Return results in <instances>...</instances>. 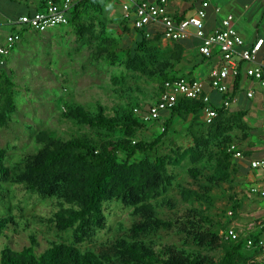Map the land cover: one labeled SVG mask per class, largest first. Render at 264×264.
Instances as JSON below:
<instances>
[{
    "label": "trees",
    "instance_id": "1",
    "mask_svg": "<svg viewBox=\"0 0 264 264\" xmlns=\"http://www.w3.org/2000/svg\"><path fill=\"white\" fill-rule=\"evenodd\" d=\"M98 3L99 0L82 1L72 9L68 24L79 41L95 36L93 24L98 20L90 19V12L101 6ZM99 25L102 27L104 23ZM147 30L155 35V42L161 40L162 34L155 32L153 27L149 26ZM137 32L139 38L135 41L134 52L126 51L122 61L126 70L159 80L158 93L166 81L191 80L171 72L173 64L179 61V53L158 61L149 47L151 40L143 32ZM101 42L103 47H97L91 58L99 61L105 55L110 65H114L116 42L109 39ZM147 59L154 61L155 65L149 67ZM7 62L8 59L6 65ZM11 75V71L4 72L0 67V127H5L16 112V86ZM228 100H231L230 96ZM140 105L144 104L137 103L124 115L116 113L113 116H108L106 109L99 105L94 110L82 105L65 107L64 119L94 130L96 136L78 135L61 140L40 133L36 141L41 148L28 156L23 171L11 178L4 163L6 150L0 148V186L11 180L13 184L25 186L33 195L56 200L59 207L47 224L59 233L71 234L70 244L46 240V248L38 251L37 236L29 233L28 245L14 250L6 241L17 233L19 225L11 216H0V242L4 241L0 244V264H264V260H258L263 252L257 246L259 234L239 235L234 241L226 240L223 233L230 227L229 222L216 223L192 208L168 219L159 214V209H176L171 199H160L171 188L178 189L181 201L190 204L207 202L213 188L231 184L234 165L227 149L235 141L233 131L240 119L223 107L210 103L218 114L210 124H204L200 114L207 105L179 98L175 107L163 115V131L151 142L136 141L138 130L149 124L133 113V109ZM176 119L186 124L185 134L191 144L185 148L170 146L168 152L161 153L160 148L166 144ZM117 130L123 133L122 137L111 136ZM118 154L124 155L125 159L119 160ZM137 155L142 159L136 160ZM186 163L190 165L187 174L192 180V185L187 188L176 181L175 173ZM114 200L131 209L132 217L138 218L133 221L129 236L102 244L98 252H82L79 246L105 228L104 206ZM240 208V201H233L230 220ZM160 230H173L197 247L215 250L219 254L212 257L184 248L155 246L138 239ZM248 240L252 241V247H247Z\"/></svg>",
    "mask_w": 264,
    "mask_h": 264
},
{
    "label": "rangeland",
    "instance_id": "2",
    "mask_svg": "<svg viewBox=\"0 0 264 264\" xmlns=\"http://www.w3.org/2000/svg\"><path fill=\"white\" fill-rule=\"evenodd\" d=\"M27 1V8L33 11L39 0ZM1 3V1H0ZM22 3L21 5H25ZM22 8H18L20 11ZM105 22L100 27L95 26V36L79 41L71 26L66 25L44 33L23 32L21 40L8 57L6 72H12L11 80L15 84L14 99L16 112L10 117L5 127H0V148L6 150L5 165L10 171V178L23 171L28 156L34 155L41 145L36 141L40 133L55 139L65 140L73 136L88 135L92 138L96 132L88 127H79L63 118L64 108L69 105H82L88 110H94L97 105L106 109L108 116L118 113L124 115L130 108L139 103L149 105L159 92L160 81L141 76L124 68L122 61L126 51L134 52L135 43L130 35L120 32ZM116 42V61L110 65L106 56L101 60L91 58L96 48H102V40ZM153 55L158 61L167 57L165 50L153 47ZM149 67L154 61L146 60ZM168 118V116H165ZM165 122L150 123L138 130L136 141L151 142L161 132ZM186 124L176 119L169 131L166 144L160 148L161 153L168 152L170 146L188 147L191 140L185 134ZM120 138V130L111 134ZM118 159L125 156L118 154ZM136 160L142 159L137 155ZM188 163L175 170L177 182L184 187L192 185L188 177ZM237 185L225 184L213 188L207 202L190 204L183 203L178 196V189L171 188L160 199H171L176 209L168 211L159 209L164 219L173 215H181L185 209H195L202 216L216 223H231L233 219L227 216L233 201L241 198ZM59 204L54 199L40 198L29 193L25 186L16 185L9 180L0 186V216H11L19 225L17 233L12 234L6 243L14 250H20L28 245L29 233H34L39 241L38 251L46 248V240L71 243L70 232L59 233L47 224ZM106 226L98 231L83 245L82 252L91 250L98 252L104 243H111L118 238H127L134 218L131 209L119 201L106 203L104 206ZM240 236L245 234L238 232ZM139 240H146L156 245L162 244L187 250L201 252L212 257L218 256V251L199 248L184 235L173 230H160ZM1 241L0 244H3ZM264 260V251L260 255Z\"/></svg>",
    "mask_w": 264,
    "mask_h": 264
},
{
    "label": "crops",
    "instance_id": "3",
    "mask_svg": "<svg viewBox=\"0 0 264 264\" xmlns=\"http://www.w3.org/2000/svg\"><path fill=\"white\" fill-rule=\"evenodd\" d=\"M0 1L1 44L7 35L16 31V29H12L4 23L6 17L16 19L33 13L35 10H40L41 4L44 5L47 2L60 3L62 0H39L33 11H29L27 4H25L27 1L24 0ZM136 1L157 2V0ZM200 1L168 0L166 10L169 16L174 19L177 18L178 21L193 15ZM22 3L25 5H21ZM98 4L101 6L90 12V19L98 20V24L112 22L110 24H113L114 29L120 32L124 31L126 35L132 37L135 43L139 38V34L132 27L134 6H129V15H127L118 0H99ZM211 5L218 6L220 13L216 14L212 8H209L204 23L206 33L219 29L221 19L225 15L231 14L234 17L233 27L242 38L245 46H250L257 38H264V0H211ZM18 8L22 9L17 11ZM151 27L154 28L155 32L161 33L159 27ZM23 32L25 31L23 30ZM147 32L149 31L147 30ZM191 32L189 37L178 42L165 40L163 35L159 42H155V35L149 32V39L151 40L149 47L154 49L153 47L157 46L165 50L167 57L164 60L175 53H179V61L173 64L172 71H170L183 75L188 79L203 82L206 85L205 90L209 95L210 103L215 107H223L222 103L229 101V106L225 109L240 119V123H237L233 131L235 141L231 145H234L237 151L243 155V159H232L234 173L231 185L236 184L242 192V196L239 198L241 208L230 226L246 236L259 234L260 241L264 242V231L257 227L258 220L264 216V196L258 193H249L251 188L257 189L259 193L264 192V172L252 170L249 167V162L252 160H264V87H261L257 81L245 76V69L250 66L249 64H240L239 79H237V76L234 79L229 78L224 81L229 88L226 95L211 91L207 87L209 72L212 68L221 64L220 54L217 49H214L211 58H203L198 52L200 41L193 35V30ZM263 54L264 46L258 59ZM0 67L6 72V58L0 60ZM236 83L237 85H235ZM249 93H251L250 97L248 96ZM229 96L231 100H228ZM261 258L259 256L258 260H262Z\"/></svg>",
    "mask_w": 264,
    "mask_h": 264
},
{
    "label": "built area",
    "instance_id": "4",
    "mask_svg": "<svg viewBox=\"0 0 264 264\" xmlns=\"http://www.w3.org/2000/svg\"><path fill=\"white\" fill-rule=\"evenodd\" d=\"M82 1L92 0H62L60 3L47 2L32 15H23L19 18H5L4 23L16 29L10 33L0 44V60L7 59L17 44L21 40V33L25 32L44 33L50 29L68 25V18L72 9ZM121 2L122 9L129 15V6H134L132 27L136 31L143 32L146 38H149L147 27L157 26L161 30L163 38L168 41L178 42L193 35L200 41L198 48L199 54L209 59L212 57L213 50L217 49L221 64L212 68L209 72V83L207 87L220 95H226L229 91L225 80L234 79L239 74V64H249L245 69V76L257 81L261 87H264V54L258 59V56L264 46V38L260 37L250 46H245L242 38L237 34L233 27L234 17L231 14L225 15L220 22L219 29L206 33L204 23L207 18L209 8L213 12L220 13L218 6H212L211 0H201L194 14L181 20H175L168 15L166 4L168 0H157L156 3L136 0H118ZM264 28V26H263ZM206 85L198 80H187L178 78L166 81L162 85V91L159 93L156 101L149 105H140L133 109V113L145 123L161 122L164 113L171 111L179 98L201 101L207 106L200 114V120L204 124H210L216 117L217 111L210 104V98L206 92ZM251 96V93L248 94ZM223 108L229 106V101L222 103ZM163 131V125H161ZM227 152L234 159H243V155L237 151L234 145H230ZM252 170L264 172V160H252L249 162ZM250 194H260V192L251 188ZM227 216H232V211L227 212ZM257 227L264 230V216L258 222ZM223 237L226 240H236L239 233L233 226L227 228ZM251 240L247 241V247H252ZM257 246L264 251V242L259 241Z\"/></svg>",
    "mask_w": 264,
    "mask_h": 264
}]
</instances>
